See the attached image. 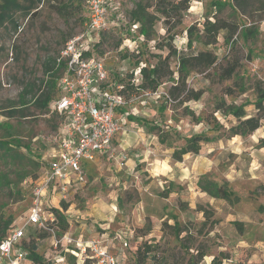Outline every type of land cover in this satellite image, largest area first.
I'll list each match as a JSON object with an SVG mask.
<instances>
[{
  "label": "rangeland",
  "instance_id": "rangeland-1",
  "mask_svg": "<svg viewBox=\"0 0 264 264\" xmlns=\"http://www.w3.org/2000/svg\"><path fill=\"white\" fill-rule=\"evenodd\" d=\"M86 1L18 0L20 10L12 15L16 30L9 23L0 27V123L11 127L9 135L29 143L20 151L31 159L47 163L50 150L56 148V120L33 104L19 110L25 117L8 118L11 110L21 109L10 104L25 87L32 88L27 99L38 93L44 65L52 64L66 41L84 34V44L104 61L109 82L125 89L126 104L117 113L120 129L111 153L88 168L87 183L68 202L49 205L62 210L65 231L59 225L49 231L26 226L22 245L33 241L43 264H70L71 257L75 264H84V255L72 252L77 253V241L93 239L106 244L119 264H264V119L251 135L230 137L228 129L236 120L217 110L223 101L243 105L246 118L256 115L257 87L264 88V0H250L243 14L229 6L221 12L213 7L215 2L232 5L229 0H189L188 10L170 34L155 13V0H108V28L85 34ZM140 2L150 5L154 18L149 38L140 35L139 25L130 20ZM215 17L238 26L232 45L224 43L222 32L214 46L193 42L188 48L187 29L195 26L201 31L204 21ZM242 28L250 29L251 35L237 37ZM172 51L176 55L169 58V67L175 78L179 53L209 51L219 66H225L226 57H238L240 64L226 81L220 80L219 69L192 72L187 86L203 94L199 101L181 106L164 101L170 87L166 80L155 93L126 90L127 85H140L135 73L141 67L154 65ZM152 126L156 129L150 130ZM6 134L0 128V137ZM197 135L211 140L201 143L197 154L175 160L174 151ZM35 169L27 162L0 160V177L5 174L17 182L21 174L28 175L11 190L0 187L1 222L11 221L7 231L26 222ZM210 182L226 187L233 197L227 201L210 196L204 191ZM25 252L26 260L20 264H32Z\"/></svg>",
  "mask_w": 264,
  "mask_h": 264
},
{
  "label": "built area",
  "instance_id": "built-area-1",
  "mask_svg": "<svg viewBox=\"0 0 264 264\" xmlns=\"http://www.w3.org/2000/svg\"><path fill=\"white\" fill-rule=\"evenodd\" d=\"M108 6V0L86 1L85 34L108 28ZM83 37L81 34L66 41L57 58L63 73L58 80V97L50 105L51 113L62 119L56 148L48 153L46 164L41 161L42 172L33 182L25 224L12 228L0 241V264H20L26 260L22 245L24 228L37 226L49 231L54 227L55 216L47 210L52 208L50 203L68 202V197L87 183L84 163L93 164L110 154L120 129L117 113L125 107V89L109 82L104 61L89 55L91 49L84 44ZM135 76H140V69ZM53 208L62 212L57 206ZM75 249L77 253H72L84 255V263L119 264L116 255L98 239L77 241Z\"/></svg>",
  "mask_w": 264,
  "mask_h": 264
},
{
  "label": "trees",
  "instance_id": "trees-1",
  "mask_svg": "<svg viewBox=\"0 0 264 264\" xmlns=\"http://www.w3.org/2000/svg\"><path fill=\"white\" fill-rule=\"evenodd\" d=\"M156 3L153 5L155 13H158L163 19V25L166 34L170 32L181 22L182 14L185 13L189 8V0H179L178 2H172L171 0H155ZM232 5L229 3H217L213 4V7L217 12H221L227 6L231 10H238L240 13H245L246 8L249 6L250 0H229ZM39 3V0H37ZM151 8L148 3L143 4L142 2L135 5V9L130 12V20L133 23L139 25V34L145 38H149V30L152 26L154 18L149 14L148 9ZM20 10V5L18 0H0V27L4 23H9L12 25L13 30L17 28V24L13 19L12 15ZM238 26L231 24L227 21L217 19L216 17L213 21L206 19L202 25V30L199 31L195 26L189 27L186 31L188 38L187 47L191 48L193 42L199 43L203 46H214L217 43V38L220 33L223 34V41L226 45H232V39L236 35ZM251 35L250 29L242 28L237 37L247 38ZM171 40V36L169 38ZM98 45V44H97ZM96 45V46H97ZM94 46V48L96 47ZM167 47L171 49V42H168ZM93 49L89 52V55H93ZM193 52V51H192ZM172 55H176V51L170 52L165 58H158V61L154 65H146L140 68L141 83L140 85L133 87V84L127 85V89H136V90H146L151 93H155L158 87L161 85L162 80L170 83V87L164 95V101L172 102L176 106H181L184 103L191 101H199L203 92L201 90H193L187 86L188 76L194 73H205L209 69H219V78L221 81H226L232 78L235 75L236 70L239 68V58L234 57L233 59H224L225 66H219L217 63V57L209 52H198L196 54H177L178 59V77H174V73L170 70L169 67V58ZM59 56V55H58ZM96 57V56H95ZM58 58V57H57ZM57 58L52 61V64L44 65V78L40 81V86L35 95H32L30 99H27V96L31 93L32 88L25 87L23 92L19 95L16 103H11L12 107H20L18 110H11L8 113V118L16 117V114L21 115L19 110L26 107L29 104H33L41 111H46L51 113L50 105L53 100L58 97V80L63 73V65L57 64ZM219 67V68H218ZM132 78V77H131ZM226 94H231V91H227ZM256 100L254 102V108L256 110V115L252 117H245L244 106H229L225 102L221 101L218 103L217 110L222 112L224 116H231L236 120V124L231 126L228 129L230 137L237 135L246 136L251 135L260 127V122L264 119V88L257 87L256 91ZM187 116H193L187 109H184ZM56 120L55 126L53 129L57 131L58 127L61 124V117L52 114ZM26 115H21L25 117ZM130 120H135L134 117H130ZM137 122L141 123L142 120ZM0 128L5 130L7 133L6 136L0 137V160H4L9 163H24L27 162L31 166L35 167L36 173L31 182H34L42 172L43 165L28 157L20 150H27L30 145L29 143L23 144L21 138L18 136L9 135L11 127L5 123H0ZM156 127H150V130H155ZM208 137L204 135H197L188 139H185L184 147L174 151L173 158L175 160H180L183 155L186 154H197L200 150L201 143L210 141ZM161 144H165L166 141L163 136L159 137ZM262 147L264 148V140L261 141ZM28 175L23 173L19 176L16 181H11L5 174H2L0 177V187L5 186L4 189L11 190L13 187L22 182ZM204 191L210 196L229 201L233 197V193L229 191L226 187L218 186L215 183H208L207 187L204 188ZM65 207V206H64ZM48 211H51L55 216L56 224L55 226H62L63 231L66 229V221L64 215L61 211L54 208H47ZM0 217V241L7 235L8 226L11 224V221L1 222ZM61 234V233H60ZM58 235V237L60 236ZM47 235H41V238H45ZM23 248L28 252V258L32 264H43L42 258L36 253L37 246L33 241L29 243H23ZM148 250V247H146ZM203 255H200L202 257ZM70 264L74 263V258ZM138 262H141L138 259ZM84 264H87L85 262Z\"/></svg>",
  "mask_w": 264,
  "mask_h": 264
},
{
  "label": "crops",
  "instance_id": "crops-1",
  "mask_svg": "<svg viewBox=\"0 0 264 264\" xmlns=\"http://www.w3.org/2000/svg\"><path fill=\"white\" fill-rule=\"evenodd\" d=\"M95 163H93V164H91V163H84V169H85V172H86V177H87V170H88V168H90V167H92L93 165H94ZM87 181H88V179H87ZM80 189V188H79ZM76 194V193H75ZM55 203V202H54ZM102 238H104V236L102 235L101 236ZM122 241H125V242H123V244L125 243L126 244V246H127V241H126V239H124V240H122ZM125 246V247H126ZM110 247H111V245H110ZM115 252L116 253H121L120 251H119V247H115ZM120 250H122V249H120ZM125 257V256H124Z\"/></svg>",
  "mask_w": 264,
  "mask_h": 264
},
{
  "label": "clouds",
  "instance_id": "clouds-1",
  "mask_svg": "<svg viewBox=\"0 0 264 264\" xmlns=\"http://www.w3.org/2000/svg\"><path fill=\"white\" fill-rule=\"evenodd\" d=\"M195 7H196V8H199V5H196Z\"/></svg>",
  "mask_w": 264,
  "mask_h": 264
}]
</instances>
